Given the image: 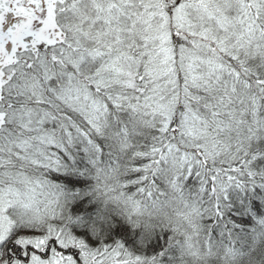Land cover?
<instances>
[{
  "label": "snow or ice",
  "instance_id": "snow-or-ice-1",
  "mask_svg": "<svg viewBox=\"0 0 264 264\" xmlns=\"http://www.w3.org/2000/svg\"><path fill=\"white\" fill-rule=\"evenodd\" d=\"M0 264H264V0H0Z\"/></svg>",
  "mask_w": 264,
  "mask_h": 264
}]
</instances>
